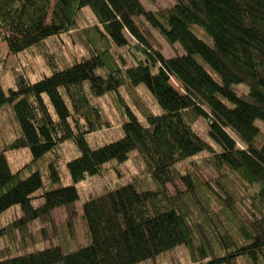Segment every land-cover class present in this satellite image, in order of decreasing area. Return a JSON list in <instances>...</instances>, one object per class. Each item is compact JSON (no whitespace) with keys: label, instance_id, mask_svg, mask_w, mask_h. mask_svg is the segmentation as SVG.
Here are the masks:
<instances>
[{"label":"trees","instance_id":"trees-1","mask_svg":"<svg viewBox=\"0 0 264 264\" xmlns=\"http://www.w3.org/2000/svg\"><path fill=\"white\" fill-rule=\"evenodd\" d=\"M85 10L92 26L79 25ZM151 30L182 54L166 57ZM63 36L86 54L58 65L45 47ZM34 49L49 74L31 82L20 72L8 90L0 83L2 136L6 121L13 133L0 152V216L21 208L0 239L26 236L35 222L51 227L52 213L66 209V229L81 222L87 244L3 251L0 264H145L179 246L193 264H264V0H174L164 8L141 0H0V54ZM139 89L156 109L126 102L122 91ZM106 96L120 105L122 136L95 145L90 137L109 128L96 103ZM200 120L206 137L195 128ZM65 144L77 152L66 164L67 184L57 159ZM19 150L32 160L14 173L7 152ZM133 154L145 178L90 198L77 219L76 185ZM204 169L211 181L198 176ZM178 182L184 190L170 193Z\"/></svg>","mask_w":264,"mask_h":264},{"label":"rangeland","instance_id":"rangeland-1","mask_svg":"<svg viewBox=\"0 0 264 264\" xmlns=\"http://www.w3.org/2000/svg\"><path fill=\"white\" fill-rule=\"evenodd\" d=\"M147 8H164L174 3V0H141ZM94 18L89 10H85L81 16L79 25L81 27H88L94 24ZM153 40L157 46L162 50L163 54L168 57H174L182 54V48L175 44L168 43L164 37L157 31L151 30ZM47 49L51 53H56L54 56L58 60L59 64L72 62L76 58H80L86 54L85 48L80 44L74 42L72 37L63 36L60 39L47 42ZM44 50V49H42ZM22 72L29 78L31 82H35L38 79L43 78L49 74L50 70L47 66L45 56L39 49L29 51L19 57H11L5 52L0 54V83L8 90L15 87V76ZM122 95L127 103L151 107L156 109L152 98L147 95L144 90H137L136 94L129 95L128 91L123 90ZM96 103L102 109L103 114L109 121V128H106L90 137L91 141L95 145H103L110 141L117 140L122 136L121 126L124 120L120 105L117 102V98L114 96H106L101 99H97ZM160 108L158 107V112ZM6 121L7 116H3ZM7 133L2 136L3 130L0 126V152L5 149L7 142L13 138L11 131L12 127L6 121ZM259 126H263L262 122H258ZM196 130L203 137H206V124L200 120L195 124ZM77 155L73 144H65L58 151V163L60 164L64 182L72 183V180L67 173L66 164L74 156ZM7 158L11 167V170L16 173L27 167L32 160V154L29 150L9 151L7 152ZM198 176L204 182L211 181L213 179L210 172L206 169L198 172ZM145 178V167L142 161L138 158L137 154H133L130 160L124 165H108L102 175L88 178L84 182L76 185L80 201L74 206L76 212V218L79 219L83 214V205L88 202L92 197L102 195L106 191L113 189L116 185L127 183L136 178ZM150 183V181H149ZM175 188L184 190V186L178 182L175 186L168 185L167 189L172 193ZM39 202H36L38 205ZM21 216L20 206H15L12 209L6 211L0 216V230L8 228L14 221ZM69 219V211L66 209H58L52 213V226L44 225L40 222L33 223L27 231L26 236H22L21 233L16 232L13 237H4L0 239V253L3 251L12 255L24 254L26 252H34L51 245L60 246L62 243L69 242L71 250L76 249L79 245L87 244V235L85 228L81 222L77 223L74 232H70L66 229V223ZM46 230L47 237L44 238L41 235L42 229ZM193 260L189 251L185 246H179L175 250L164 254L156 260L145 264H193Z\"/></svg>","mask_w":264,"mask_h":264}]
</instances>
